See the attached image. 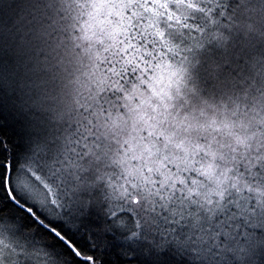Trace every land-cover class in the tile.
<instances>
[{
	"label": "snow or ice",
	"instance_id": "6c2138e0",
	"mask_svg": "<svg viewBox=\"0 0 264 264\" xmlns=\"http://www.w3.org/2000/svg\"><path fill=\"white\" fill-rule=\"evenodd\" d=\"M0 264H264V0H0Z\"/></svg>",
	"mask_w": 264,
	"mask_h": 264
}]
</instances>
